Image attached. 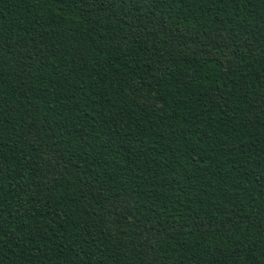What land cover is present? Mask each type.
I'll use <instances>...</instances> for the list:
<instances>
[{"label": "trees", "instance_id": "obj_1", "mask_svg": "<svg viewBox=\"0 0 264 264\" xmlns=\"http://www.w3.org/2000/svg\"><path fill=\"white\" fill-rule=\"evenodd\" d=\"M0 264H264V0H0Z\"/></svg>", "mask_w": 264, "mask_h": 264}]
</instances>
